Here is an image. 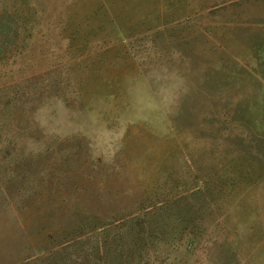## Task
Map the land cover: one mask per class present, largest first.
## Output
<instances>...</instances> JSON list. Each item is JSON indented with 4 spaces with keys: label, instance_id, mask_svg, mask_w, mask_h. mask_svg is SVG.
I'll list each match as a JSON object with an SVG mask.
<instances>
[{
    "label": "rangeland",
    "instance_id": "1",
    "mask_svg": "<svg viewBox=\"0 0 264 264\" xmlns=\"http://www.w3.org/2000/svg\"><path fill=\"white\" fill-rule=\"evenodd\" d=\"M0 264H264V0H0Z\"/></svg>",
    "mask_w": 264,
    "mask_h": 264
}]
</instances>
